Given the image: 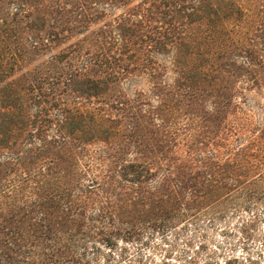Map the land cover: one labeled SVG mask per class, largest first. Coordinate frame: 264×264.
Listing matches in <instances>:
<instances>
[{"label":"trees","instance_id":"obj_1","mask_svg":"<svg viewBox=\"0 0 264 264\" xmlns=\"http://www.w3.org/2000/svg\"><path fill=\"white\" fill-rule=\"evenodd\" d=\"M77 1L0 18V264H148L217 229L263 264L264 0ZM29 51L55 73L8 82Z\"/></svg>","mask_w":264,"mask_h":264},{"label":"rangeland","instance_id":"obj_2","mask_svg":"<svg viewBox=\"0 0 264 264\" xmlns=\"http://www.w3.org/2000/svg\"><path fill=\"white\" fill-rule=\"evenodd\" d=\"M47 4H51L57 0H47ZM63 5L68 3L67 10L73 12L77 0H59ZM138 1L134 2L136 4ZM8 0H0V18L2 17L7 25L13 22V7H7ZM120 10L117 14H120ZM68 19H72L68 17ZM3 23H0V25ZM38 26H42V22L36 21ZM44 25V24H43ZM102 25V24H100ZM94 29V26L92 27ZM11 38L6 34L0 35L1 39ZM23 38H27L23 36ZM13 39V38H12ZM72 41H75L73 39ZM63 48V47H62ZM29 50L30 46H29ZM60 50V49H59ZM59 50H55L54 54H57ZM25 60L20 62L17 67L12 66L9 68L8 82H16L24 84L26 79H32L38 75H46L49 73H55L50 64V53L44 52L39 54L29 51L25 55ZM261 232L263 228L260 227ZM260 244L258 241L250 244V253L254 252ZM242 244L233 240L232 238H225L219 235L218 229L216 231H205L201 233H195L193 230L183 232L180 236H171L168 244L161 245L159 250H146V254L151 258L148 264H191L190 262L196 261L195 264H226L230 258L240 257L246 255L241 249ZM214 257L215 259H211ZM260 263V262H259ZM264 264V263H263Z\"/></svg>","mask_w":264,"mask_h":264}]
</instances>
